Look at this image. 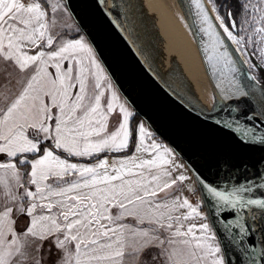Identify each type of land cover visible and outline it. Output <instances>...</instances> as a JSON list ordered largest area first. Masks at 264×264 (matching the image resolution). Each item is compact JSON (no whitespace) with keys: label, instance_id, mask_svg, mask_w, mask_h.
Masks as SVG:
<instances>
[{"label":"snow or ice","instance_id":"6c2138e0","mask_svg":"<svg viewBox=\"0 0 264 264\" xmlns=\"http://www.w3.org/2000/svg\"><path fill=\"white\" fill-rule=\"evenodd\" d=\"M189 4L209 62L235 73V45L249 70L264 72V0H212L214 18L200 0ZM67 7L0 0V80L7 74L18 86L0 96V264H44L45 247L50 264H231L209 243L216 236L208 223H189L200 212L178 194L186 177L175 174L174 149L136 124L91 39L60 23ZM228 82L223 98L240 97L227 108L238 115L215 126L242 144L264 146L257 135L264 87L257 102L246 99L235 76ZM107 154L123 158L110 163ZM85 158L95 163L80 162ZM218 165L229 167L227 159ZM203 186L220 201L239 202L236 192ZM232 214L223 220L229 227Z\"/></svg>","mask_w":264,"mask_h":264},{"label":"water","instance_id":"95a60500","mask_svg":"<svg viewBox=\"0 0 264 264\" xmlns=\"http://www.w3.org/2000/svg\"><path fill=\"white\" fill-rule=\"evenodd\" d=\"M62 1L68 5L66 10L81 34L90 38L97 48L123 100L128 101L135 115L160 141L174 149V154L195 177L222 254L231 264H261L264 258V180L259 174L264 173V146L242 144L231 132L218 129L214 124L219 120L232 123L230 117L238 115L237 112L229 114L227 108L234 107L240 97L223 98L230 87L229 79L235 76L245 90V82L251 75L242 73L234 57L235 73L229 72L223 63L206 59L196 10L185 0L207 77L221 103L214 112L203 113L175 96L161 82L130 37L117 0ZM200 2L209 13L205 1ZM246 99L250 100L249 96ZM245 103L241 101L240 106L244 107ZM257 135L264 136V127L258 129ZM224 159L228 161L227 168L218 165V160L222 163ZM242 165H246L247 170ZM209 182L226 194L236 192L239 202L225 203L216 199L203 186ZM241 184L243 187H239ZM249 199L261 203L248 205ZM228 213H233L228 216L232 221L230 227L223 223ZM225 228L227 233L223 231Z\"/></svg>","mask_w":264,"mask_h":264},{"label":"bare ground","instance_id":"6f19581e","mask_svg":"<svg viewBox=\"0 0 264 264\" xmlns=\"http://www.w3.org/2000/svg\"><path fill=\"white\" fill-rule=\"evenodd\" d=\"M204 1L214 18L212 7ZM117 3L136 48L166 88L201 112L210 113L213 91L192 35L186 1L117 0ZM245 90L250 100L259 101L260 92L250 84H245Z\"/></svg>","mask_w":264,"mask_h":264},{"label":"rangeland","instance_id":"374dc122","mask_svg":"<svg viewBox=\"0 0 264 264\" xmlns=\"http://www.w3.org/2000/svg\"><path fill=\"white\" fill-rule=\"evenodd\" d=\"M207 1L210 4V6L212 7V0H207ZM61 2L63 3L62 0H61ZM215 15H216V13H215ZM60 23L65 25V26H71L73 31L70 32V35H75L76 31H79V29H77L76 24L73 22L72 18L68 14L66 8L63 9L62 16L60 17ZM191 31H192V35H193V25L191 26ZM80 34H81V32H80ZM193 37H194V35H193ZM230 51H231L236 63L238 64V66L241 67V69L245 73H248L250 75L259 76V72L262 70L260 68H254L252 70H249L248 66H247V62H245L244 56L235 50V45L231 46ZM252 59H255V57H252ZM245 83L250 84L258 92H260L261 87H264V79H261V78L259 80H256V81L246 80ZM210 85H211V83H210ZM257 85L259 88L257 87ZM17 87L18 86L15 84V80H13V82L11 84L8 83V77H7V74H5L3 80H0V96H3V95L8 94L10 92H15ZM211 87H212V85H211ZM212 91H213V103H212V107L210 109V113L214 112L218 107L221 106V103H220L213 87H212ZM121 100H122V102L124 101L122 97H121ZM129 110L134 113V111L131 108ZM210 113H208V114H210ZM134 116H135V113H134ZM141 122H143V121L140 120L137 124H139ZM145 127L148 129V131H150L152 133V131L148 128V126L146 124H145ZM155 138H156L157 142H160L165 147H168L164 142L160 141L156 136H155ZM137 142H138V140H137ZM107 158L109 159V162L111 163L112 157H107ZM116 158H123V157H116ZM87 160L88 159L85 158V159L81 160L80 162L87 161ZM72 162H77V161L74 159ZM170 162H174L176 165H180V168L175 173L176 175H179L182 173L186 177V180L181 182L180 191L178 192V194L181 195L183 198H187L189 200V203H191L193 207H198V211L200 212V216L195 218L194 220L190 221L189 223H195L197 225L202 224V223H208L210 225L208 217H207V213L205 210V206L203 204L199 189L197 187V184H196L192 174L186 168L185 164L174 154V152H173V156L171 157ZM83 163H86V162H83ZM210 232L212 234H214L211 226H210ZM209 243L216 244L218 242L216 239V240L209 241ZM54 256H55V253L53 252V257ZM40 258L41 257L39 255H37V259H40ZM43 261H44V264H50L49 253H48L47 247H45V250L43 253Z\"/></svg>","mask_w":264,"mask_h":264},{"label":"trees","instance_id":"16d2710c","mask_svg":"<svg viewBox=\"0 0 264 264\" xmlns=\"http://www.w3.org/2000/svg\"><path fill=\"white\" fill-rule=\"evenodd\" d=\"M226 2L231 4L233 2V0H226ZM226 10L227 9H225V11ZM259 76H260L261 79H264V72L260 71L259 72ZM134 117H135V122L137 124L140 121V119L137 117V115H135ZM133 150H134V145H133ZM129 155H131V153H129ZM113 156L123 157V154H107V157H113ZM83 162H86V163H89V162L95 163V161H89V160L83 161Z\"/></svg>","mask_w":264,"mask_h":264},{"label":"crops","instance_id":"0c3cea01","mask_svg":"<svg viewBox=\"0 0 264 264\" xmlns=\"http://www.w3.org/2000/svg\"><path fill=\"white\" fill-rule=\"evenodd\" d=\"M143 123V122H142Z\"/></svg>","mask_w":264,"mask_h":264}]
</instances>
